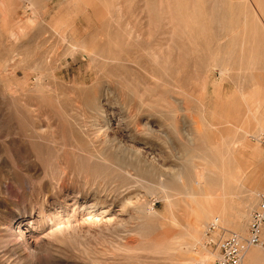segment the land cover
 I'll return each mask as SVG.
<instances>
[{"label": "rangeland", "instance_id": "1", "mask_svg": "<svg viewBox=\"0 0 264 264\" xmlns=\"http://www.w3.org/2000/svg\"><path fill=\"white\" fill-rule=\"evenodd\" d=\"M209 1L100 0L98 20L82 0H37L34 12L25 9V0H17L15 20H22L27 29L20 31V42L0 46V53L34 56L23 66H0V264H31L26 259L31 252L46 256L48 239L43 236L48 231L30 235L26 251L17 239L6 240L4 225L24 216L21 211L29 213L31 207L50 201L57 195L50 189L55 183L91 196L103 198L109 192L129 198V215L116 222L119 234L122 226L132 229L138 203L165 215V200L142 189L132 170L127 171L130 181L125 187L118 180L89 178L86 167L96 156L115 153L127 162L129 156L118 146L137 152L155 178L164 180L170 179L171 168L188 176L181 157L184 147L194 149V167L204 158L196 150L210 147L211 163L239 180L232 185H240L239 197L226 211L234 226L247 218L242 238L248 237L251 215L264 193V34L257 32L259 43L251 45L254 33L243 25L250 9L232 7L229 0H216V6ZM58 18L73 23V37L83 44L74 56L62 55L68 42L57 44L47 27ZM50 47L52 61H41L40 55ZM169 114L172 120L166 121ZM50 184L49 191L44 189ZM120 188L126 193L121 195L125 190ZM249 204L253 206L247 212ZM175 209L184 217L180 204ZM81 225L79 221L75 230L95 242L99 232ZM209 225L206 240L189 253L192 264H215L218 241L236 233L223 228L214 239L217 230ZM173 230L162 224L150 239L169 237ZM99 237L110 240L115 235L104 232ZM127 242L136 244L137 237L131 234ZM96 245L91 244L100 250L101 243ZM250 249L261 251L259 258L264 260V250ZM201 252L208 257L202 259ZM76 255L56 254L48 263L86 264Z\"/></svg>", "mask_w": 264, "mask_h": 264}, {"label": "bare ground", "instance_id": "2", "mask_svg": "<svg viewBox=\"0 0 264 264\" xmlns=\"http://www.w3.org/2000/svg\"><path fill=\"white\" fill-rule=\"evenodd\" d=\"M82 1L86 2L87 6L95 12V18L100 20L101 15H97L96 12L99 8L97 3L100 0ZM215 1L216 0L213 2L215 3ZM25 2V9H30L31 12H34L36 5H38L37 0H25ZM229 3L235 8L244 7L245 10L246 8L250 9V14L245 16L243 25L244 29L252 30L251 34L254 33V35H252L254 37L251 40V45L258 44L259 42L255 40V35L257 32L264 34V0H229ZM18 4L17 0H0L1 47L8 43V41H15L18 43L24 37L20 31L27 29V25L22 23V20H15V16L18 14ZM232 9L233 8H230L233 12L234 9ZM234 12H236V10ZM236 14H234V16ZM233 18L234 17L231 19ZM69 23L70 21L65 18H58L52 27L47 26L54 34L57 41H62V44L63 41L65 44L68 42V45L66 44V48L64 49L65 51L62 53L64 57L69 55L74 56L76 52L80 51L79 49H83L82 42L80 46V44L77 43L78 41L74 39L76 36L73 37L75 32L73 23ZM68 31L71 33L70 41H68L69 37H65ZM108 41L110 42L109 38ZM59 43L58 41L57 44ZM53 53L54 50L51 49V47L46 49L40 55V60L43 62H51ZM7 55L8 54L1 55L0 53V66L6 64H21L23 66L29 61L30 57L34 56L28 52L25 54L22 53L21 56L18 53H14L10 56ZM22 69L26 70L27 67L24 66ZM220 72L223 75L226 73V70L220 67ZM54 76L52 75L53 78ZM172 116L173 114H169L166 117V121L171 119ZM117 149L129 156L127 162L123 163L121 158L115 153L96 156L86 167V173L89 178L93 181L103 180L106 183L110 180H118L120 181L121 187H125L128 181H130L127 171L132 170L135 172V182L138 183L142 189L161 195L167 203L168 212L161 216L156 213L154 208H147L145 204L138 203L131 216L134 224L132 229L126 230L125 227L122 226L124 230L119 234L115 232L118 228V223L116 224V222L123 216L129 215V211L132 207L129 198L123 197L119 199V197L115 195H108L109 192L107 196L102 198L95 195L91 196L84 191L83 193L74 190L70 191L66 187L56 183L53 187L51 184L46 185L44 189L48 191L50 189L52 191L56 189L57 195L52 197L50 201H44L35 207H31L32 209L29 208V213L25 210L21 211L24 213V216L21 215L22 217L20 216L19 218L16 216L13 223L4 225L6 240L7 238L17 239L18 243H20L19 248L22 249L25 247L24 250L26 251L29 250L27 243H30L28 240L30 235L34 233L43 234L48 231L45 235L43 234V237L48 239V244H46L44 248L46 256L40 255L39 252H31L29 257L26 256L27 263H36L35 259L41 258L42 262L44 261L43 264H47L56 254H77L76 256L79 254V259L86 264H192L193 261L191 257H189V253L192 247L199 246L202 244L201 242L206 240L205 236L207 235H205V232H207V225L210 224V228L213 227L217 230V232L215 231V233L212 234L214 239H218L219 230H224L225 228L233 229V231L236 232L235 234L241 237L246 235L247 218L242 225L234 226L229 219L230 215H228L226 211L230 208V203L233 202V199L239 197L240 185L237 183V185L232 186L234 180H236V182L239 180L236 179L234 176L235 174H231L233 176L224 175L221 166L211 163V159L214 156L212 155L210 147L196 150L199 155L198 157H201V155L204 156V158H201L202 164L196 167L193 166L194 158L192 154L194 149L184 147L183 152H181V157L183 163L186 165L185 170L188 169L189 174L187 176L171 168L169 169V180L160 179L158 176L155 178L156 175L154 176L153 171L149 169V167L144 166L137 152L128 151L121 146H118ZM187 166H189L190 169ZM45 167L50 168V163H47ZM216 171L219 173H216ZM55 173L56 172H54L53 175H55ZM55 178L56 177H52L51 179L53 180ZM178 185L180 189H177L176 186ZM229 185L231 188H229ZM49 187L52 188L49 189ZM20 189L22 190L21 186ZM123 189L124 188L121 190ZM116 193L117 192H115V194ZM124 193H126V190L120 194L122 195ZM177 195L179 197H176ZM213 197L215 201H213ZM255 200V197L252 198V202ZM179 204L180 208L181 206L183 208L184 217L178 216L175 211V208ZM253 204H255V202ZM253 204L247 205V212L250 207L252 208ZM15 215H19L18 211ZM190 218L194 219V223L190 222ZM79 221L82 222V225L87 226L89 231L95 230L99 232L98 237L94 239L95 242L90 241L88 238H82L80 235L81 232L79 233L75 230L76 225L79 227ZM162 224L172 227L175 230H173L169 237L163 238L159 236L151 240V233L155 229H159ZM104 232L114 234L115 238L113 237L110 240L100 238L99 236ZM131 234L137 237L136 244L127 242ZM104 241H107L105 242L106 244H104L106 246L103 245ZM92 243L95 245L101 243L100 246L102 249L99 248L100 250H97L95 246V249H93L91 246ZM251 247L255 246H250L249 248ZM247 249L243 252L241 262H243L244 258L245 264H263L260 262L261 259L259 258L262 254L261 251L257 249H250L247 251ZM200 255L202 259L208 257L207 254L203 252H201ZM101 257H105L108 262L102 261L103 259Z\"/></svg>", "mask_w": 264, "mask_h": 264}, {"label": "built area", "instance_id": "3", "mask_svg": "<svg viewBox=\"0 0 264 264\" xmlns=\"http://www.w3.org/2000/svg\"><path fill=\"white\" fill-rule=\"evenodd\" d=\"M250 246L264 250V193L259 195L258 207L251 215L248 237L244 239L231 233L220 239L217 243L219 256L215 264H242L243 252Z\"/></svg>", "mask_w": 264, "mask_h": 264}, {"label": "crops", "instance_id": "4", "mask_svg": "<svg viewBox=\"0 0 264 264\" xmlns=\"http://www.w3.org/2000/svg\"><path fill=\"white\" fill-rule=\"evenodd\" d=\"M260 262L264 264V260H261Z\"/></svg>", "mask_w": 264, "mask_h": 264}]
</instances>
